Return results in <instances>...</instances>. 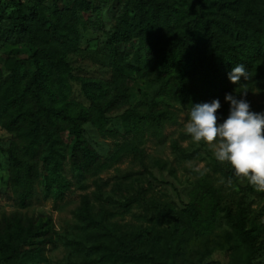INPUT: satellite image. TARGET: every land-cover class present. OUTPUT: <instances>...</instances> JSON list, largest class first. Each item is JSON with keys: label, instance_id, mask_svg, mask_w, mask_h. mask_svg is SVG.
<instances>
[{"label": "trees", "instance_id": "trees-1", "mask_svg": "<svg viewBox=\"0 0 264 264\" xmlns=\"http://www.w3.org/2000/svg\"><path fill=\"white\" fill-rule=\"evenodd\" d=\"M193 1L189 9L178 0H135L131 9L124 4L107 32L113 61L111 77L98 80L74 75L67 59L77 47L82 25L99 28L96 0H71L70 5L52 0L49 8L38 3L28 6L22 0H3L0 29L4 30V42L25 43L32 49L26 59L8 58L3 63L6 78L0 83L1 126L15 136L7 147L0 146V154L7 163L9 183L18 192L20 208L33 197L39 178L38 162L52 175L62 170L66 155L70 167L81 175L101 167L98 153L84 137L83 125L89 123L100 136H106L111 121L108 114L127 102V73L158 83L162 95L181 105L225 101L226 94L241 98L238 94L247 91L249 81L241 78L239 84H232L228 79L232 68L239 64L245 66L252 79H263L258 85L264 88V0ZM84 14L86 18L80 22ZM123 45L131 50L129 59L122 57L119 47ZM27 63L33 69L21 73L19 67ZM74 86L82 100L76 97ZM243 98L249 103L248 93ZM224 107L229 114V104L224 102ZM119 118L126 131L151 129L155 134L165 121L175 122L166 107L157 111L127 109ZM62 132L71 138L68 146L63 143ZM134 156L140 160L142 151L135 149ZM221 172L239 187L236 207L224 206L219 190L197 173V184L183 210L185 215L174 220L179 234L190 228L198 236L211 229L222 212L237 246L247 252L246 264H252L262 233L253 224L248 227L251 210L246 196L259 190L237 177L230 166ZM241 180L245 181L243 186ZM77 216L84 225L96 228L85 195L80 199ZM94 236L99 238V233ZM39 238L51 242V235L33 217L18 211L2 214L0 264H27L42 253L44 245L24 247ZM90 249L104 257L110 246L107 241H96ZM124 254L129 261L142 263L140 256L130 250Z\"/></svg>", "mask_w": 264, "mask_h": 264}, {"label": "rangeland", "instance_id": "rangeland-1", "mask_svg": "<svg viewBox=\"0 0 264 264\" xmlns=\"http://www.w3.org/2000/svg\"><path fill=\"white\" fill-rule=\"evenodd\" d=\"M22 1L28 6L38 3L47 8L52 3V0ZM69 1L64 0V4L70 5ZM134 1L96 0L99 28L87 23L82 25L77 47L67 58L74 75L98 80L111 77L113 61L107 32L115 25L124 4L131 9ZM178 1L187 9L194 4L193 0ZM85 18L86 14L82 15L80 22ZM195 36L199 38L198 34ZM119 50L124 54L123 59H129V46H120ZM31 53V47L25 43H5L4 30L0 29V83L6 78L3 63L8 58L26 59ZM32 69L30 63L19 67L21 73ZM127 75V102L108 114L111 121L106 136H100L89 123L83 125L84 137L102 164L94 173H77L70 167L67 155L57 175L46 171L38 162L39 178L33 197L26 207L20 208L18 192L9 183L7 163L0 154V216L18 211L33 217L51 235V242L39 238L24 247L35 249L44 245L42 253L27 264H246L247 252L237 246L222 212L216 216L211 229L198 236L190 228L179 234L174 220L185 215L183 210L197 184V173L219 190L224 206L234 209L239 196V187L221 172L230 165L218 162L211 146L193 142L185 131L190 109L195 104L181 105L174 98L162 95L158 83L134 73ZM262 80L253 78L245 85L251 112L264 113V88L258 85ZM74 90L78 100H82L76 86ZM195 92L199 96L197 88ZM219 101L218 124L228 114L224 99ZM165 107L172 112L175 122L165 121L158 134L151 129L126 131L120 123L119 117L127 109L157 111ZM1 121L0 116V146L7 147L15 136L1 126ZM61 136L68 146L71 138L66 132ZM135 149L142 151L140 160L134 156ZM240 184L243 186L245 181L241 180ZM83 195L91 203L96 228L84 225L77 216ZM246 200L251 210L248 227L252 228L253 224L262 233L251 263L264 264V191L248 192ZM97 233L99 238L94 236ZM96 241H107L110 246L104 257L90 249ZM129 250L139 255L142 263L129 261L124 254Z\"/></svg>", "mask_w": 264, "mask_h": 264}, {"label": "clouds", "instance_id": "clouds-1", "mask_svg": "<svg viewBox=\"0 0 264 264\" xmlns=\"http://www.w3.org/2000/svg\"><path fill=\"white\" fill-rule=\"evenodd\" d=\"M252 79L243 64L236 65L228 74L232 84ZM247 91L226 94L229 114L223 123L218 124L217 111L220 101L192 106L185 131L192 141L211 146L218 162H227L237 177L246 179L259 191H264V113L249 110V103L243 98Z\"/></svg>", "mask_w": 264, "mask_h": 264}]
</instances>
